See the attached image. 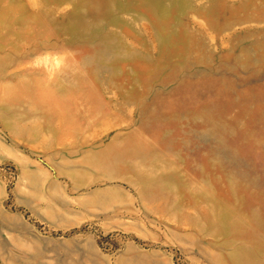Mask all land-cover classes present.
I'll return each mask as SVG.
<instances>
[{"label": "rangeland", "instance_id": "374dc122", "mask_svg": "<svg viewBox=\"0 0 264 264\" xmlns=\"http://www.w3.org/2000/svg\"><path fill=\"white\" fill-rule=\"evenodd\" d=\"M0 264H264V0H0Z\"/></svg>", "mask_w": 264, "mask_h": 264}]
</instances>
